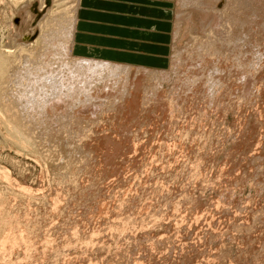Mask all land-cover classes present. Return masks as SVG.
Returning <instances> with one entry per match:
<instances>
[{
  "label": "rangeland",
  "instance_id": "374dc122",
  "mask_svg": "<svg viewBox=\"0 0 264 264\" xmlns=\"http://www.w3.org/2000/svg\"><path fill=\"white\" fill-rule=\"evenodd\" d=\"M9 1L0 0V50L24 46L34 54L49 51L54 38L65 37L60 28L70 25L67 18L78 9L76 0H23L16 6ZM157 1V8L167 6L169 14L168 20L159 18L153 26L168 37L153 41L154 53L149 54L147 41L132 31L152 27L144 15L149 13L145 1L140 0H110V11L122 10L121 15L106 14L107 23L97 24L120 37L101 34L111 37L101 40L107 46L91 43L102 57L96 60L115 58L118 61H106L129 67V83L145 70L156 73L161 85L149 102L133 101L134 82L128 90L131 97L125 93L113 106L105 99L95 100L94 117L85 115L90 108L54 113L35 102L36 113V106L31 109L27 103L29 113L34 111L26 117L34 118L28 121L34 124L33 147L13 137L0 116V209L8 212L4 210L6 223L14 217L0 227V264H264V0H235L231 5L217 0L216 5L207 1L192 7L183 5L184 0ZM241 20L250 25L247 32L236 25ZM48 26L52 33L40 42ZM210 40L212 47L206 43ZM72 41L70 63L82 56L94 58L80 55L74 45L82 42ZM200 42L211 53L207 55ZM54 47L48 54L56 53ZM212 61L221 72L212 69ZM194 64H206L208 70ZM208 74L216 78L209 81ZM12 86L8 84V92ZM51 96L55 95L46 96L48 103L66 98V93ZM2 174H8L10 182Z\"/></svg>",
  "mask_w": 264,
  "mask_h": 264
},
{
  "label": "bare ground",
  "instance_id": "6f19581e",
  "mask_svg": "<svg viewBox=\"0 0 264 264\" xmlns=\"http://www.w3.org/2000/svg\"><path fill=\"white\" fill-rule=\"evenodd\" d=\"M9 1V0H8ZM23 0H10L9 2H10V4H12V5H14V6H16L17 4H19L20 2H22ZM77 2H78V4H79V0H76ZM180 1V0H179ZM181 1H183V0H181ZM207 1H209L210 2V4H217V0H184L182 3H183V5H185L186 7H192V6H200V4L202 3H207ZM211 1H213V3L211 2ZM219 1V0H218ZM229 1V4L231 5L232 3H233V1H235V0H228ZM239 1H241V0H239ZM252 1V0H251ZM255 1H257V0H255ZM254 0H253V2H255ZM261 1V0H260ZM238 2V1H237ZM246 2V1H245ZM3 3V2H2ZM181 3V2H180ZM244 3V2H243ZM256 3V2H255ZM258 3V2H257ZM262 3V2H261ZM209 4V5H210ZM239 4V3H238ZM245 4V3H244ZM252 4H254V3H252ZM234 5V4H233ZM237 5V4H236ZM242 5V4H241ZM255 5V4H254ZM258 4H256V6H257ZM229 6V5H228ZM235 6V5H234ZM262 6V5H261ZM236 7V6H235ZM240 7V6H239ZM242 7V6H241ZM245 7V6H244ZM248 7H250V5L249 6H247V8ZM233 8V7H232ZM254 8H255V6H254ZM259 8V7H258ZM261 8V7H260ZM259 8V9H260ZM264 8V7H263ZM204 9V8H203ZM228 9V8H227ZM234 9V8H233ZM239 9V8H238ZM251 9V8H250ZM253 9V8H252ZM220 10V9H219ZM254 11H255V9H253ZM252 10V12H254ZM77 11H78V9L76 10V11H74L75 13L74 14H70L69 15V17L67 18V21L68 22H70V25L69 26H67V24L65 25V27H64V29H63V31H62V29L60 28L61 27V25H62V23H63V25H64V22H62L63 20H60L62 23H60L59 25V28H60V30H61V32H60V34H62V32H64L65 33V37H63L62 35L64 34H62L61 36V38L59 37L60 35L57 33V32H55V33H57L59 36V38H60V40L59 39H57L56 40V38H54L55 39V42H54V44H52V48L54 47L56 50V53H54V54H51L52 52L50 51V49L52 50V48H50L49 49V51H44V50H42V53L41 52H39V53H41V54H38V53H35L34 54V52L32 53V52H30V51H28V49L26 50V48L24 47V46H20L16 51H12L11 49H7V48H5V49H2V50H0V116L2 115L4 118L3 119H5L6 120V123L8 124V126H9V133L13 136V137H15L17 140H19L21 143H24V145L26 144H28L29 146H32V145H30L31 143H33V138H35L33 135V137L31 136V132H32V130L30 131V127H32L31 125H34V124H32L31 123V125H29L28 124V121L29 120H32V119H34V118H32V119H28V121H26L27 120V115H28V113H29V110H31V109H33L32 107H33V105H35V102L36 103H38V105H39V103H40V105H45V106H47L48 107V109H47V107L45 108V106H44V110L46 111V109H47V111L50 109H53L54 111L55 110H57V113H58V111L60 112V110L59 109H62V110H66V108L68 109V108H71V109H73V110H75V111H79V112H81V111H83V110H85V109H87L88 110V108H90L89 110V113H88V111H84L85 113L87 112V114H85V113H83V114H85L86 115V117H87V115L88 114H90L91 116H93L94 114H95V108L97 107L95 104H93L94 102H95V100H103V99H105V101H107L108 103H110V105H112V104H114V103H117V102H119V100H120V97L121 98H125V97H123V95L125 94V93H127V94H129L128 96H130V95H132V97L131 98H133V101H135V103L136 104H140L139 103V101L143 104V102H149V99H150V96L154 93V91H156L155 90V87H158L159 88V86H157V85H161V84H159L160 82L158 81V78L157 77H155V76H157L156 75V73L152 70V71H148V70H145V71H143V72H141V75H137L136 76V78H135V86L133 87L132 86V84L134 83H132V81L130 82V83H132L131 85H130V83L128 82V78H127V75H130V69H129V67H126V66H124V65H122V64H117V63H113V62H110V61H106V60H96L95 58H83V57H78V58H76V61L74 62V61H72L71 63H70V61H68V58H69V56L72 54L71 53V48H72V43H73V36H74V31H75V23H76V18H77ZM235 11V10H234ZM250 11V10H249ZM257 11V10H256ZM232 12V11H231ZM236 12V11H235ZM240 13V12H239ZM251 13V12H250ZM255 13V12H254ZM261 13V12H260ZM242 14H244V12L242 13ZM241 14V15H242ZM253 14V13H252ZM65 15V14H64ZM189 15V14H188ZM226 15V14H225ZM258 15V14H257ZM236 16V15H235ZM247 16H248V14H247ZM246 16V17H247ZM251 16V15H250ZM255 16V15H254ZM233 17V16H232ZM263 17V16H262ZM223 18V17H222ZM236 18V17H235ZM239 18V17H238ZM256 18V17H255ZM261 18V17H260ZM259 18V19H260ZM264 18V17H263ZM65 19V18H64ZM221 19V18H220ZM234 19V18H233ZM240 19H241V17H240ZM247 19V18H246ZM253 19V18H252ZM57 20V19H56ZM59 20V19H58ZM202 20V19H201ZM243 20V19H242ZM241 20V21H242ZM245 20V19H244ZM256 20V19H255ZM261 20V19H260ZM259 20V21H260ZM65 21V20H64ZM180 21V20H179ZM189 21V20H188ZM204 21H205V19H204ZM234 21H236V20H234ZM251 21H253V20H251ZM258 21V23H260ZM263 21V20H262ZM51 22V21H50ZM67 22V23H68ZM233 22V21H232ZM59 23V22H58ZM227 23V22H226ZM237 23H239V22H237ZM248 23H249V20H248ZM193 24V23H192ZM257 24V23H256ZM46 25H49V24H46ZM55 25V24H54ZM219 25V24H218ZM234 25V24H233ZM236 25H239L240 27H242V28H244V30H246L245 28H248L249 26L248 25H246V23H244V21H242V22H240L239 24H236ZM259 25V27H260V25H263L262 23L261 24H258ZM55 26H57V25H55ZM216 26V25H215ZM257 25H255V27H256ZM51 27H52V25H51ZM51 27H49L48 26V28H46V29H43L42 31H44V33L41 35V40L40 39H38V44H39V40H40V42H44V40H42V39H45L46 40V33L48 32V31H51V30H53V29H51ZM227 27V26H226ZM258 27V26H257ZM58 28V27H57ZM59 28H58V30H59ZM230 28V27H229ZM239 28V27H238ZM262 28H263V26H262ZM51 29V30H50ZM54 29H55V27H54ZM232 29V28H231ZM241 29V28H240ZM254 29H256V28H254ZM261 29V28H260ZM180 30V29H179ZM224 30V29H223ZM242 30V29H241ZM241 30H240V32H241ZM249 30V29H248ZM259 30V29H258ZM55 31H56V29H55ZM219 31V30H218ZM233 31V30H232ZM261 31V30H260ZM262 31H264V28H263V30ZM261 31V32H262ZM54 32V31H53ZM177 32V31H176ZM245 32V31H244ZM246 32H247V30H246ZM249 32H250V30H249ZM252 32H255V31H252ZM257 32V31H256ZM51 33H52V31H51ZM226 33V32H225ZM236 33V32H235ZM251 33V32H250ZM250 33H249V35H250ZM258 33H259V31H258ZM47 34H50V32H48ZM57 34L55 35L56 37H57ZM221 34V33H220ZM228 34V33H227ZM239 34V33H238ZM244 34V33H243ZM253 34H256V33H252V35ZM232 35H233V33H232ZM251 35V36H252ZM48 36V35H47ZM50 36V35H49ZM52 36V35H51ZM242 36V35H241ZM258 36V35H257ZM257 36H256V38H257ZM260 36V35H259ZM54 37V36H53ZM232 37V36H231ZM230 37V38H231ZM239 37V36H238ZM237 37V38H238ZM244 37V36H243ZM247 37H248V35H247ZM250 37V36H249ZM253 37V36H252ZM48 39H50L49 37H47ZM52 38V37H51ZM63 38V40H61ZM197 38V37H196ZM222 38V37H221ZM260 38V37H259ZM263 38V37H262ZM54 39H53V41H54ZM213 39V38H212ZM216 39H219L220 40V38H216ZM235 39V38H234ZM258 39V38H257ZM179 40V39H178ZM195 40V39H194ZM249 40H250V38H249ZM251 40H252V38H251ZM250 40V41H251ZM49 41V40H48ZM48 41L47 42H45L46 44H48ZM50 41H51V39H50ZM50 41H49V43H50ZM53 41H51V43L53 42ZM196 41H197V39H196ZM200 41V40H199ZM198 41V42H199ZM228 41V40H227ZM237 41H239V39H237ZM261 41V40H260ZM193 42V41H192ZM213 42V40H210V41H208V42H206V43H208L207 45L209 46V47H212L213 46V44L211 45V43ZM219 42H221V41H219ZM233 42V41H232ZM249 42V41H248ZM247 42V43H248ZM256 42H257V40H256ZM194 43H196V42H194ZM214 43V42H213ZM239 43V42H238ZM242 43H244V42H242ZM250 43V42H249ZM253 43V42H252ZM260 43V42H259ZM43 44V43H42ZM204 44V43H203ZM215 44V43H214ZM217 44V43H216ZM227 44H230V43H227ZM226 44V45H227ZM35 45H36V43H35ZM51 45V44H50ZM191 45H193V44H191ZM199 45V44H198ZM200 45H202L201 44V42H200ZM205 45V44H204ZM204 45H202V47L204 48V50H205V53H207V52H210L211 53V48L210 49H207L208 47H204ZM231 45V44H230ZM233 45V44H232ZM237 45V44H236ZM244 45V44H243ZM262 45H263V43H262ZM57 46V47H56ZM219 46V45H218ZM222 46V45H221ZM234 46V45H233ZM238 46V45H237ZM236 46V47H237ZM246 46V45H245ZM249 46V45H248ZM247 46V47H248ZM255 46V45H254ZM187 47H188V45H187ZM199 47V46H198ZM246 47V48H247ZM262 47V46H261ZM36 48H38V47H36ZM40 48H42L43 49V46L42 47H40ZM46 49H47V46L45 47ZM44 48V49H45ZM190 48V47H189ZM188 48V49H189ZM193 48V47H192ZM195 48V47H194ZM228 48V47H227ZM230 48V47H229ZM232 48V47H231ZM253 48V47H252ZM260 48V47H259ZM262 48H264V46L262 47ZM186 49V48H185ZM201 49V48H200ZM217 49H218V47H217ZM41 50V49H40ZM189 50H191V49H189ZM188 50V51H189ZM202 50V49H201ZM207 50H209V51H207ZM231 50V49H230ZM248 50H250L249 48H248ZM253 50V49H252ZM257 50V49H256ZM36 51H38V50H36ZM35 51V52H36ZM54 51V52H55ZM184 51V50H183ZM193 51V50H192ZM214 51V50H213ZM213 51H212V54H213ZM215 51H217L216 49H215ZM224 51H225V49H224ZM238 51H240V50H238ZM44 52V53H43ZM48 52H51L50 54H48ZM190 52V51H189ZM194 52V51H193ZM197 52H199V50L197 51ZM222 52V51H221ZM231 52V51H230ZM232 52H234V51H232ZM241 52H243V51H241ZM252 52V51H251ZM187 53V52H186ZM195 53H196V51H195ZM209 53V54H210ZM216 53H218L219 54V52H216ZM215 53V54H216ZM229 53V52H228ZM237 53V52H236ZM235 53V54H236ZM245 53V52H244ZM253 53V52H252ZM255 53H257V51L255 52ZM260 53H261V51H260ZM37 54V55H36ZM184 54H185V52H184ZM224 54V53H223ZM222 54V55H223ZM238 54V53H237ZM239 54H241V53H239ZM246 54V53H245ZM251 54V53H250ZM51 55H54V56H51ZM190 55V54H189ZM194 55H196V54H194ZM207 55H208V53H207ZM229 55V54H228ZM256 55V54H255ZM255 55H253V56H255ZM192 56V55H191ZM215 56V55H214ZM213 56V57H214ZM226 56V55H225ZM241 56H244V54L243 55H241ZM246 56H247V54H246ZM251 56V55H250ZM199 57H201V56H199ZM218 57V56H217ZM216 57V58H217ZM222 57V56H221ZM252 57V56H251ZM263 57H264V55H263ZM182 58H184V57H182ZM187 58V57H186ZM207 58V57H206ZM212 58V57H211ZM220 58V57H219ZM226 58V57H225ZM227 58H228V56H227ZM229 58H230V56H229ZM253 58V57H252ZM259 58V57H258ZM257 57H256V59H258ZM175 59V58H174ZM179 59V58H178ZM188 59V58H187ZM194 59V58H193ZM197 59V58H196ZM199 59V58H198ZM202 59V58H201ZM222 59V58H221ZM234 59V58H233ZM232 58H231V61L233 60ZM239 59H241V58H239ZM247 59V58H246ZM245 59V60H246ZM254 59V58H253ZM262 59V58H261ZM173 60V59H172ZM183 60V59H182ZM208 60H210L209 58H208ZM214 60H215V57H214ZM248 60V59H247ZM259 60H260V58H259ZM181 61V60H180ZM179 61V62H180ZM184 61V60H183ZM189 61V60H188ZM198 61H200V60H198ZM204 61H206V60H204ZM216 61V60H215ZM214 61V62H215ZM244 61V60H243ZM209 62V61H208ZM220 62V61H219ZM245 62V61H244ZM242 63L244 66H245V63ZM247 62V61H246ZM259 62V61H258ZM261 62V61H260ZM259 62V63H260ZM263 62V61H262ZM181 63H182V61H181ZM184 63V62H183ZM197 63H199V62H197ZM202 63V62H201ZM205 63V62H204ZM227 63V62H226ZM229 63V62H228ZM200 64V63H199ZM207 64V63H206ZM206 64H205V66H204V68H205V70L207 69V67H206ZM212 66H214L215 64H216V62H215V64L213 63V61H212ZM232 64V63H231ZM230 64V65H231ZM234 64H236L235 63V61H234ZM234 64L233 65H231V68L230 69H232V67L234 66ZM241 63H240V65H242ZM248 64V63H247ZM262 64V63H261ZM178 65V64H177ZM180 65V64H179ZM188 65H189V62H188ZM193 64H191V66H192ZM194 65H197V64H194ZM221 65V64H220ZM239 65V66H240ZM249 65H252L251 64V62L249 63ZM186 66V65H185ZM190 66V65H189ZM198 67L200 66V65H197ZM211 66V67H212ZM223 66V65H222ZM237 67H235L236 69L235 70H239V69H237V68H239V66L238 65H236ZM244 66H242V67H244ZM181 67V66H180ZM201 67V66H200ZM210 67V68H211ZM215 67H217V66H214V67H212V69H215V70H217ZM224 67V66H223ZM222 67V68H223ZM247 67V66H246ZM254 67V66H253ZM185 68V67H184ZM184 68H181L182 70L184 69ZM197 68V67H196ZM201 68H203V66L201 67ZM203 68V69H204ZM217 68H219V67H217ZM221 68V67H220ZM228 68V67H227ZM245 68V67H244ZM243 68V69H244ZM178 69H179V67H178ZM178 69H177V71H178ZM194 69V68H193ZM198 69H200V68H198ZM211 69V70H212ZM246 69V68H245ZM244 69V70H245ZM252 69H254V68H252ZM186 70V69H185ZM195 70V69H194ZM208 70V69H207ZM210 70V69H209ZM224 70V69H223ZM226 70V69H225ZM248 70V69H247ZM141 71V70H140ZM213 71V70H212ZM218 71V72H217ZM216 72L217 73H219V72H221V71H219V69L217 70ZM253 71V70H252ZM182 72V71H181ZM190 72V71H189ZM189 72H185V73H187V75H188V73ZM200 72H202V70H200ZM208 72V71H207ZM206 72V73H207ZM216 75H217V73L215 72V71H213ZM228 72H229V70H228ZM227 72V73H228ZM239 72V71H238ZM244 72V71H243ZM183 73H184V70H183ZM195 73V72H194ZM230 73V72H229ZM237 73V72H236ZM247 73V72H246ZM178 74V73H177ZM180 74V73H179ZM201 74V73H200ZM211 74V73H210ZM213 74V73H212ZM241 74V73H240ZM183 75V74H182ZM182 75H180V77L182 76ZM190 75H191V73H190ZM206 75V74H205ZM214 75V74H213ZM213 75H209L208 74V80L210 81V80H213V79H215L216 78V76H214V77H212ZM220 75H222V74H220ZM237 75H239V74H237ZM165 76V75H164ZM179 76V75H178ZM193 76V75H192ZM217 76H219V74L217 75ZM179 77V78H180ZM183 78L185 77V76H182ZM188 78L187 79H189L190 77L189 76H187ZM220 77V76H219ZM218 77V78H219ZM245 77V76H244ZM123 78H125V80H126V82H125V80H122ZM127 78V79H126ZM193 78V77H192ZM205 78H206V76H205ZM228 78V77H227ZM162 79V78H161ZM164 79V78H163ZM194 79H195V77H194ZM200 79V78H199ZM202 79V78H201ZM207 79V78H206ZM222 79V78H221ZM226 79V78H225ZM207 80V81H208ZM216 80H218V79H216ZM224 80V79H223ZM12 82V89L11 88H9L10 90H9V92H8V88H7V86H8V84H10L11 82ZM163 81V80H162ZM180 81V80H179ZM190 81H192V80H190ZM190 81L188 80V82H189V84H190ZM195 81V80H194ZM208 81V82H209ZM215 81V80H214ZM220 81H222V80H220ZM220 81H217L218 82V84L220 83V86H221V82ZM225 81V80H224ZM147 82H149V84L147 85ZM196 82H199V81H196ZM195 82V83H196ZM216 82V83H217ZM146 84L147 85V87L146 86H143V87H146V89H144V90H141V87H142V85L143 84ZM204 83H206V81L204 80ZM101 84H103L102 86H101ZM208 84V83H207ZM213 84H215V82L213 83ZM225 84V83H224ZM7 85V86H6ZM191 85V84H190ZM216 85V84H215ZM223 85V84H222ZM5 86H6V88H5ZM11 86V85H10ZM133 87L132 88V90H135V91H133L132 92V94L130 93V92H128V90H130L131 89V87ZM194 86V85H193ZM211 86V85H210ZM209 86V87H210ZM206 87V86H205ZM130 88V89H129ZM153 88H154V90H153ZM221 88V87H220ZM224 89V88H223ZM131 90V91H132ZM159 90V89H158ZM192 90V89H191ZM212 90H213V88H212ZM214 90H215V88H214ZM213 90V91H214ZM52 91V93L55 95V96H57V98L58 97H60L61 98V96H62V94L64 95V93H66V98H61L60 100H58V99H54V100H56V101H53L52 100V102H50V103H48V101H46V99L48 98H46V96L48 95L49 97H50V95L52 94V93H50ZM186 91V90H185ZM208 91H209V89H208ZM217 91H218V89H217ZM226 91V90H225ZM114 92H116L117 94L115 95V93ZM222 92H224V91H222ZM48 93H50V95L48 94ZM155 93H158V92H155ZM210 93V92H209ZM214 93H216V91H214ZM113 94V95H112ZM126 94V95H127ZM151 94V95H150ZM213 94V93H212ZM224 94V93H223ZM61 95V96H60ZM157 94H155V96H156ZM209 95V94H208ZM219 95V94H218ZM54 96V97H55ZM125 96V95H124ZM211 96H213V95H211ZM53 96H51V98H52ZM53 97V98H54ZM63 97V96H62ZM159 97V96H158ZM162 97V96H161ZM174 97V96H173ZM209 97V96H208ZM216 97V96H215ZM220 97V96H219ZM210 98V97H209ZM26 102H25V101ZM48 100V99H47ZM118 100V101H117ZM127 100V99H126ZM131 100V99H130ZM130 100H128V101H130ZM151 100V99H150ZM121 101H123V100H121ZM120 101V102H121ZM125 101V100H124ZM27 103H29V104H32V106H31V109L29 108V104H27ZM90 103L92 104V105H90ZM106 103V102H105ZM124 103V102H123ZM135 103H134V105H135ZM159 103V102H158ZM100 104V103H99ZM103 104V103H102ZM130 104H131V101H130ZM86 105H89V107L87 106V107H84V106H86ZM147 105H148V103H147ZM36 106V105H35ZM34 106V107H35ZM109 106V105H108ZM113 106V105H112ZM111 106V107H112ZM40 106H38V108H39ZM103 107H104V105H103ZM103 107H101V108H103ZM110 106H109V108H111ZM135 108H136V106H134ZM85 108V109H84ZM101 108H100V111H101ZM105 108V107H104ZM37 109V106H36V108H34V111ZM39 109H42V112H43V106L41 107V108H39ZM81 109H83V110H81ZM106 109V108H105ZM38 110V109H37ZM37 110H36V113H37ZM49 110V111H50ZM61 110V111H62ZM70 110V109H69ZM98 110H99V108H98ZM208 110V109H207ZM34 111L32 110L31 112H33V114H34ZM54 111H52V112H54ZM68 111V110H67ZM67 111H63L62 113H66ZM99 111V112H100ZM31 112L29 113V115H28V117L30 116V114H31ZM51 112V111H50ZM49 112V113H50ZM74 112V111H73ZM72 111H71V113H73ZM96 112H97V110H96ZM48 113V112H47ZM48 113V114H49ZM54 113H56V111L54 112ZM53 113V114H54ZM61 113V112H60ZM68 113V112H67ZM101 113V112H100ZM103 113V112H102ZM42 114V113H41ZM70 114V113H69ZM69 114H59L60 116H64V115H69ZM77 114L78 113H75V115L77 116ZM98 114V113H97ZM97 114L95 115V117L97 116ZM50 115H52V113H50ZM54 115H56V114H54ZM98 115H100V114H98ZM33 116H35V115H33ZM37 116V115H36ZM49 116V115H48ZM70 116V115H69ZM72 116V115H71ZM82 116V115H81ZM51 117V116H50ZM53 117V116H52ZM52 117H51V119H52ZM82 117H84V116H82ZM94 117V116H93ZM98 117V116H97ZM36 118V117H35ZM48 118V117H47ZM54 118V117H53ZM74 118V117H73ZM77 118V117H76ZM85 119V118H84ZM90 119H92V118H90ZM89 119V120H90ZM54 120V119H53ZM33 121V120H32ZM52 121V120H51ZM31 122V121H30ZM37 122V121H36ZM85 122H86V120H85ZM40 124V123H39ZM42 124V123H41ZM37 126V125H36ZM35 126V127H36ZM41 126V125H40ZM44 126V125H43ZM43 128V127H42ZM33 129V128H32ZM37 129H39V128H37ZM34 132V131H33ZM37 132H38V130H37ZM39 132L41 133V131L39 130ZM38 132V133H39ZM39 133V134H40ZM186 133V132H185ZM35 134V133H34ZM38 135V134H37ZM41 135H42V133H41ZM185 135V134H184ZM192 135V134H191ZM10 136V135H9ZM39 136V135H38ZM37 136V137H38ZM36 137V138H37ZM11 138V137H10ZM42 138V137H41ZM40 138V139H41ZM197 139V138H196ZM202 139V138H201ZM35 141H38V140H34V142ZM203 141V140H202ZM42 142V141H41ZM40 142V143H41ZM112 142V141H111ZM209 142V141H208ZM36 143V142H35ZM39 143V142H38ZM37 143V144H38ZM199 143V142H198ZM206 143V142H205ZM33 145H35V144H33ZM42 145V144H41ZM94 145V144H93ZM110 145V144H109ZM120 145V144H119ZM39 146V145H38ZM92 146V145H91ZM118 146V145H117ZM33 147V146H32ZM55 147V146H54ZM103 147V146H102ZM116 147V146H115ZM203 147V146H202ZM30 148V147H29ZM34 148H35V146H34ZM33 148V149H34ZM53 148V147H52ZM91 148V147H90ZM93 148V147H92ZM113 148V147H112ZM120 148V147H119ZM38 149L39 148H36V151H38ZM41 149V148H40ZM39 149V151H41ZM42 149H43V147H42ZM58 149H60V148H58ZM94 149V148H93ZM118 149V148H117ZM116 149V150H117ZM44 150V149H43ZM42 150V151H43ZM51 150V149H50ZM49 150V151H50ZM36 151H34L35 153H36ZM41 151V152H42ZM55 151V150H54ZM57 151V150H56ZM48 152V151H47ZM58 152V151H57ZM87 152V151H86ZM39 155V153H36V155ZM41 154V153H40ZM43 154H44V152H43ZM47 155V154H46ZM53 155V154H52ZM56 155V154H55ZM94 155V154H93ZM35 156V155H34ZM41 156H42V154H41ZM43 156H45V155H43ZM49 156V155H48ZM105 156V155H104ZM53 157V156H52ZM44 158V157H43ZM42 158V159H43ZM41 159V158H40ZM101 159H102V157H101ZM192 159V158H191ZM45 160V159H44ZM50 160H52V159H50ZM64 160V159H63ZM67 160V159H66ZM48 161V160H47ZM66 162V161H65ZM71 162H73V161H71ZM64 163V162H63ZM67 163V162H66ZM69 165H71L72 166V163L71 164H69ZM67 167V166H66ZM69 167V166H68ZM54 168V167H53ZM74 168H76V167H74ZM57 169V168H56ZM53 170V169H52ZM85 170V169H84ZM8 171V170H7ZM3 172V171H2ZM69 172V171H68ZM71 172V171H70ZM73 172H74V169H73ZM1 173V172H0ZM4 173H6V172H4ZM9 174V173H8ZM8 174H2V175H4L6 178L8 177ZM67 174V173H66ZM176 174V173H175ZM11 176V175H10ZM65 176V175H64ZM68 176V175H67ZM69 177V176H68ZM72 177V176H71ZM74 177V176H73ZM1 178V177H0ZM11 178V177H10ZM170 178V177H169ZM3 179V178H2ZM65 179V178H64ZM63 179V180H64ZM69 179V178H68ZM67 179V180H68ZM8 180H9V177H8ZM11 180V179H10ZM10 180H9V182H10ZM13 180V179H12ZM66 180V181H67ZM74 180V179H73ZM65 181V182H66ZM8 182V183H9ZM56 182V181H55ZM63 182V181H62ZM64 182V183H65ZM73 182V181H72ZM75 182V181H74ZM58 183V182H57ZM11 184V183H10ZM13 184V183H12ZM12 184H11V186H12ZM67 184V183H66ZM73 184V183H72ZM84 184V183H83ZM3 185V184H2ZM14 185V184H13ZM6 186V185H5ZM9 186V185H8ZM15 186V185H14ZM13 186V187H14ZM16 186H18L17 184H16ZM68 186H70L69 185V182H68ZM88 186V185H87ZM27 187V186H26ZM53 187V186H52ZM55 187V186H54ZM63 187V186H62ZM2 188V187H1ZM0 188V189H1ZM21 188H22V186H21ZM4 189V188H3ZM2 189V190H3ZM10 189V188H9ZM17 189V188H16ZM6 190V187H5V189L3 190V191H5ZM18 190V189H17ZM19 190H21V189H19ZM24 190V189H23ZM30 190V189H29ZM58 190V189H57ZM22 191V190H21ZM12 192L14 193V191H13V189H12ZM19 192V191H18ZM17 192V193H18ZM22 192H24V191H22ZM21 192V193H22ZM27 192V191H26ZM33 192V191H32ZM39 192V191H38ZM37 192V193H38ZM42 192V191H41ZM4 192H2V194H3ZM16 193V192H15ZM29 193H30V191H29ZM34 193V192H33ZM8 194H10V192L8 193ZM31 194V193H30ZM29 194V195H30ZM39 194V193H38ZM5 195H6V192H5ZM14 195V194H13ZM28 195V196H29ZM33 195V194H32ZM12 195H10L9 197H11ZM17 196V195H16ZM19 196V195H18ZM31 196V195H30ZM29 196V197H30ZM37 196V195H36ZM44 196H47V195H45L44 194ZM85 196H86V194H85ZM144 196V195H143ZM1 197V196H0ZM2 197H3V195H2ZM6 197H8V196H6ZM3 198H5V197H3ZM19 198V197H18ZM25 198H27V196H25ZM43 198V197H42ZM20 199V198H19ZM33 199V198H32ZM38 199V198H37ZM26 200V199H25ZM29 200H30V198H29ZM49 200H50V198H49ZM5 201V200H4ZM18 201V200H17ZM21 201H22V199H21ZM33 201V200H32ZM38 201H40V200H38ZM37 201V202H38ZM48 201V200H47ZM9 202H11V201H9ZM13 202V201H12ZM24 203V202H23ZM22 203V204H23ZM43 203V202H42ZM59 203H61V202H59ZM64 203V202H63ZM3 204V203H2ZM10 204H12V203H10ZM9 204V205H10ZM46 204V203H45ZM5 205V204H4ZM56 205V204H55ZM62 205V204H61ZM64 205V204H63ZM2 205H0V207H1ZM13 206V205H12ZM16 206V205H15ZM20 206H21V203H20ZM19 207V206H18ZM22 207V206H21ZM24 208H25V206H23ZM48 207V206H47ZM46 207V208H47ZM59 207V206H58ZM6 208V207H5ZM14 208V207H13ZM30 208V207H29ZM32 208V207H31ZM64 208V207H63ZM62 208V209H63ZM3 209H4V207H3ZM7 209H9V208H7ZM26 209V208H25ZM42 209V208H41ZM146 209V208H145ZM5 210V209H4ZM4 210H2V209H0V227H2L3 228V226H4V224H3V222H5L4 221V218H6L5 217V213L7 212L6 210V212H4ZM13 210V209H12ZM31 210V209H30ZM34 210V209H33ZM143 210V209H142ZM17 211H19V210H17ZM29 211V210H28ZM36 211V210H35ZM138 212H139V210H138ZM8 213V212H7ZM16 213V212H15ZM8 215H10V213L8 214ZM14 215V214H13ZM34 215V214H33ZM11 216V215H10ZM32 217V216H31ZM12 218V220L14 221V217L12 216L11 217ZM10 218V219H11ZM29 218V217H28ZM36 218V217H35ZM45 218V217H44ZM7 220H8V217L6 218ZM10 219H9V222H11L10 221ZM17 219V218H16ZM41 219V218H40ZM18 220V219H17ZM20 220V219H19ZM36 220V219H35ZM12 221V222H13ZM40 221V220H39ZM8 221H7V223L8 224H11V223H9ZM23 222V221H22ZM36 222V221H35ZM44 222V221H43ZM6 223V222H5ZM7 223H6V225H7ZM20 223V222H19ZM3 224V225H2ZM16 224V223H15ZM33 224V223H32ZM43 224V223H42ZM23 225V224H22ZM85 225V224H84ZM88 226V225H87ZM5 227V226H4ZM14 227V226H13ZM21 227V226H20ZM24 227V226H23ZM32 227V226H31ZM10 228V227H9ZM17 228V227H16ZM29 228V227H28ZM27 228V229H28ZM80 228V227H79ZM88 228V227H87ZM25 229V228H24ZM85 229V228H84ZM5 230V229H4ZM10 230H11V228H10ZM16 230V229H15ZM23 230V229H22ZM75 230V229H74ZM77 230V229H76ZM33 231V230H32ZM37 231V230H36ZM39 231V230H38ZM37 231V232H38ZM4 232V231H3ZM12 232V231H11ZM14 232V231H13ZM3 234V233H2ZM23 234V233H22ZM28 234V233H27ZM26 234V235H27ZM31 234V233H30ZM1 235V234H0ZM7 235V234H6ZM25 235V234H24ZM40 235V234H39ZM9 236V235H8ZM19 236V235H18ZM14 237V236H13ZM21 237V236H20ZM82 238V237H81ZM1 239V238H0ZM88 239V238H87ZM39 241V240H38ZM31 242V241H30ZM46 242V241H45ZM38 243V242H37ZM47 247V246H46ZM50 248V247H49ZM48 249V248H47ZM45 250V249H44ZM45 252V251H44ZM5 257V256H4ZM3 260V259H2ZM9 261V260H8ZM14 261V260H13Z\"/></svg>",
  "mask_w": 264,
  "mask_h": 264
},
{
  "label": "crops",
  "instance_id": "0c3cea01",
  "mask_svg": "<svg viewBox=\"0 0 264 264\" xmlns=\"http://www.w3.org/2000/svg\"><path fill=\"white\" fill-rule=\"evenodd\" d=\"M140 1H145L143 5L145 6V10H148L149 13L146 14L144 13V15L146 17H149L150 24L152 27L151 29L140 28L132 31L136 33L135 35L136 38L147 41V43L149 44L148 52L149 54H152L154 53V50L156 49V45H157L153 41L157 42L159 40L162 42L165 40H161V38L168 37L165 34H161L157 26H158L159 18H160L159 20L161 19L168 20L167 15L169 14V12L166 9L167 6L162 5L163 8H157V4H158L157 0H140ZM111 6L112 5L110 4V0H79L73 40L75 42L78 41L82 42L81 44L76 45L75 43L74 45V50L76 48L77 51L80 52V55L85 54V56L90 55V57H94V58L97 57L102 59V57L98 55L99 52L97 48L94 47V45L91 43H95L98 46H105V45L107 46V44L103 43L101 40L111 39V37H103L101 36V34L120 37L117 36L115 33L109 32L110 29L107 28L108 27L107 25H105V27H102L97 24V22H100V20L107 23L106 14H108L109 16L121 15L122 10L114 9L110 11ZM159 14L162 16H160ZM100 16L102 17V19ZM154 24H156L157 26L154 27L153 26ZM126 37L135 39L134 37H129V36ZM82 57L87 58L84 56ZM112 57H117V56H112ZM105 60L118 61V59L108 58V57H105Z\"/></svg>",
  "mask_w": 264,
  "mask_h": 264
}]
</instances>
